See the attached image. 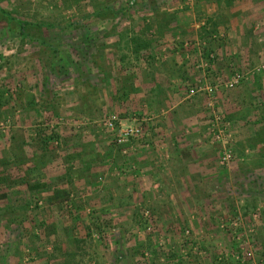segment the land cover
I'll use <instances>...</instances> for the list:
<instances>
[{"label": "rangeland", "instance_id": "rangeland-1", "mask_svg": "<svg viewBox=\"0 0 264 264\" xmlns=\"http://www.w3.org/2000/svg\"><path fill=\"white\" fill-rule=\"evenodd\" d=\"M201 1L0 0V264H264V5L243 45ZM11 19L40 26L22 37ZM159 71L186 74L184 97L202 94L188 155L213 157L212 193H170L160 131L172 81ZM134 74L157 77L137 105L156 129L122 154L100 121L123 113L113 98L127 99ZM235 88L248 97L241 139L215 98Z\"/></svg>", "mask_w": 264, "mask_h": 264}, {"label": "crops", "instance_id": "crops-1", "mask_svg": "<svg viewBox=\"0 0 264 264\" xmlns=\"http://www.w3.org/2000/svg\"><path fill=\"white\" fill-rule=\"evenodd\" d=\"M254 3H256L255 0L201 1L202 5H211L207 11L210 13L214 12L213 17H217L218 20L228 21V37L231 38L232 41H236L237 39L238 42L243 43V45L245 43L244 37L247 35L246 30L245 28L243 29V27L246 24H249L252 19L256 17L257 8L259 10L258 16L260 15L263 9L262 6L264 5V0H260V2L255 5ZM222 27L223 25H220V28ZM178 64L179 63H174L172 68H174V66L177 67ZM214 66L215 69H218V67H223V63H215ZM149 67L151 66L148 65L146 68ZM177 68L179 69V66ZM159 72L156 73V76H158L160 83L164 86L168 85L169 80L172 81L170 91L163 89V91L165 90L163 101L170 99V102L166 104L168 105L167 119L164 121L165 125L160 131V133L165 136L164 140L167 151V167L165 168L164 177L168 181V188L171 191L170 193L171 195L176 196L181 195V197L185 195L204 196L205 194L207 195L212 193L210 190L213 186L212 179L214 177L212 166L214 164L213 157L204 153H202L200 157L188 155V150L192 151V149L199 148L202 142L200 136V131L202 129L201 124L203 123L202 94L195 93L192 96L186 95L185 97L181 94L179 91L181 88L176 85L177 81H182L183 76L186 75L182 74L181 71H174L172 75L166 73V71ZM156 78L153 76L141 79L139 74H136L132 77L133 91L128 94L127 99L123 101L117 99L118 97L113 98L116 100V110H118V112H123L117 114L119 119L128 123L134 122L140 117L142 118L152 114L151 112L145 113L139 111V107L137 108V105L142 101V96H145L146 92L148 93L154 91L157 88L156 84L153 87L152 82L153 79L156 82ZM179 84L181 86V83ZM215 98L217 101L216 106L225 113L226 118L230 122L235 124L234 127L238 134V138H243L241 133L244 129L241 125L243 124L244 119H247L245 106L248 99L245 92L239 91L235 88L229 90V92L225 91L224 93H218ZM155 123L156 121H151L149 123L150 129H156L153 125ZM186 128L188 131L184 130L187 133L184 134L183 129ZM146 136L147 135H145V137ZM143 137L144 135L141 138ZM137 140L131 144L132 148L136 143H140ZM128 145V143L123 144L124 147H128ZM120 147L121 146H118L116 148L119 149ZM194 151L196 152V150ZM80 163L82 164L81 161ZM57 168L59 169V166Z\"/></svg>", "mask_w": 264, "mask_h": 264}, {"label": "built area", "instance_id": "built-area-1", "mask_svg": "<svg viewBox=\"0 0 264 264\" xmlns=\"http://www.w3.org/2000/svg\"><path fill=\"white\" fill-rule=\"evenodd\" d=\"M211 56V55H209ZM237 76H232L229 81L225 83L226 87H231L237 82ZM210 91V89H208ZM189 93L192 94L193 90L189 89ZM136 120V119H134ZM151 116H145L139 118L134 122L125 123L114 114H108L104 116L100 121V127L103 131L109 134L110 142L113 146H121L119 151L124 154L126 149L132 148V143L141 138L145 133L150 130L149 123L151 122ZM219 121L218 116L213 115V123L209 125V131L217 141L227 140L229 135L225 133V129L217 125ZM128 143V147H124L123 144ZM147 146V143L145 144ZM231 151L230 148H223L221 155L218 159L219 165H227L230 160ZM249 256L250 253H246Z\"/></svg>", "mask_w": 264, "mask_h": 264}, {"label": "trees", "instance_id": "trees-1", "mask_svg": "<svg viewBox=\"0 0 264 264\" xmlns=\"http://www.w3.org/2000/svg\"><path fill=\"white\" fill-rule=\"evenodd\" d=\"M130 3L131 2H129V4ZM0 12L2 14H4L3 11L0 10ZM8 18H10V17H8ZM11 20H13L15 22V24L17 26L18 34L21 35L22 37H27V35L24 33L25 27H27V26H40V24H38V23H32V22L23 21V20H20V19H11ZM54 51L56 52V50H54ZM61 60H62L63 63H68L67 60L65 58H63V57H62ZM35 135H36L37 138H39V143L42 146H46L47 143L49 142L47 140L52 138L51 134L49 136L45 137L44 139L42 138L43 134L41 135V133H36Z\"/></svg>", "mask_w": 264, "mask_h": 264}]
</instances>
